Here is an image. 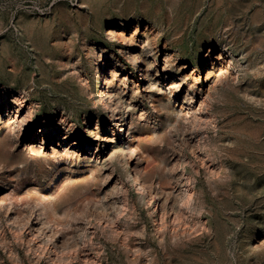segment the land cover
Returning <instances> with one entry per match:
<instances>
[{
	"label": "rangeland",
	"instance_id": "obj_1",
	"mask_svg": "<svg viewBox=\"0 0 264 264\" xmlns=\"http://www.w3.org/2000/svg\"><path fill=\"white\" fill-rule=\"evenodd\" d=\"M108 29L117 40L106 36ZM139 49L147 61L156 53L159 68L169 56L175 79L183 78L175 93L143 92L138 81L140 95L130 99L129 81L138 76L126 53ZM224 49L234 63L221 59L212 69ZM100 50L105 63L115 58L133 72L113 78L115 84L127 78L125 103L136 105L128 134L109 119L99 96L94 52ZM185 83L201 88L211 116L195 126L202 142L195 154L183 142L194 140L180 99ZM13 96L34 108L28 129L16 137L13 117L1 115L0 264L60 262L47 252L38 257L25 232L13 236L31 215L58 227L70 251L83 246L94 264H264V0H0L3 111H12ZM180 157L194 181L199 211L191 218L198 229L170 240L157 233L130 185L126 160L173 191L181 168L172 173V160ZM119 180L128 190L126 206L111 192ZM104 217L118 218V234L95 226Z\"/></svg>",
	"mask_w": 264,
	"mask_h": 264
},
{
	"label": "bare ground",
	"instance_id": "obj_2",
	"mask_svg": "<svg viewBox=\"0 0 264 264\" xmlns=\"http://www.w3.org/2000/svg\"><path fill=\"white\" fill-rule=\"evenodd\" d=\"M105 34L109 39H113V40L118 39L116 34H115V30H113V29H108ZM146 43L147 42H145L144 44H146ZM141 48H143V47H141ZM142 51H140V49H139V51L129 50L126 53L127 54L126 58L128 59L131 68L133 69L134 72L137 73V76H138V80H130L129 81L130 82L129 90L131 91L130 99H132V98H134V96L138 95V93L141 90L143 92H147V90H151V91L154 90L156 92H161V91L165 90V91L169 92L170 94L175 93L178 90V88L180 87V85L183 84V78L177 76L178 78L175 79V76L172 74V71L170 68L171 64L169 65V60H168L169 56L168 55L163 56L164 57L162 59L163 64H162V67L159 68L158 66H155V63H154L155 56L157 54L154 53L152 55L153 58L151 59V61H147L145 58V55H144L145 52L143 53ZM94 56H95V59L97 61V65L94 68V73L97 77L96 79H98L100 81L99 96L103 100L102 102H103L105 109L109 112V115L111 116V117H109V119L113 118L116 121V124L119 126V128H120L119 131L121 133H123V134L127 133L128 134V132H130L129 131L130 128L133 127L132 119L134 116L131 114L130 107L132 106L134 108V107H136V105L131 104V103H127V104L125 103V98L123 96L124 90L122 89V87H126L125 81H127V78L121 76L122 78H120V80L118 82L121 85H119L118 83L115 84L113 81V78L118 73L120 74L124 71L126 72L127 75H132L133 72L128 70V69L126 70L124 65L115 58L112 60V63H105L106 60L104 59V57L107 56V52L105 50H100V53L98 55L96 52H94ZM221 59H227L231 63H234L233 56H232L231 52L228 49H224L222 51V53H219V55L217 54L216 57L212 58L211 64H210V65H212V69L214 68L215 61H219ZM194 73H198V71L196 70V67L194 68ZM151 74H154L155 78L151 77ZM138 81H142L141 90L139 92H138V86H139ZM194 85L189 84V83H185L186 90H185L184 95L180 99L182 100V104L185 106L184 110H185L186 115H188V119L190 117V121H188V124H191V126L188 129L190 131V132L188 131L189 136L191 135L194 138V140H192L191 143L187 139H183V142L185 143L184 145L191 148V152L195 154V152L197 150L199 152V148H200L199 146L202 143V142L200 143V138L197 134L198 126H197V128H195V126L196 125L200 126L201 123H205L206 121L210 120L211 116H209V114L207 113V108H208L207 107V102H208L207 100L208 99L206 100V97L204 96V94L201 95V92H200L201 88L198 89ZM139 95H140V93H139ZM144 95H146V94L144 93L143 96ZM195 97L198 98V101L195 100ZM11 103H12V111H9L8 108H6L5 111H3L2 99L0 98V120L2 119L1 118L2 114H4V117L6 116L8 119L13 117V119H12L13 124L12 125L14 127L12 128V131L13 130L16 131L15 136H14V137H16L17 134L20 135L28 129V124L30 122V118H31V115L33 113L34 107L32 108V106L23 105V100H21L20 96H13ZM193 104H195L196 107H192ZM183 105H182V107H183ZM182 107H181V109H182ZM142 114H144V111L141 108L140 113H138V115H137L139 120L142 118ZM8 115H11V116H8ZM185 117H187V116H185ZM201 125L205 126L204 124H201ZM135 128H136V126H135ZM39 129H40V132L46 131V121L45 120L42 123H40ZM198 130H199V128H198ZM133 131H134V129H133ZM186 132H187V130H186ZM182 136H183V134H182ZM76 140L79 141L78 138H76ZM77 144L78 143H76V142L72 143L71 147H73ZM31 147L32 146H28L29 149H31ZM197 157H199V156H197ZM201 159H199L201 162L200 166L205 167L206 171L209 170L208 165ZM126 161H127L126 168H128L127 172H128V175H130L131 179H132V181H130V185L133 187L137 196L143 201L144 205L148 208L147 209L148 215L149 214L153 215V217H154L153 218V224H154V227H155L157 233L161 234V237H162V234L167 232L168 233L167 236H169L170 240H175V239L181 238L183 236L192 235L193 233H195L198 229V221L193 220L191 218V216H192L193 212H197L199 210H198L197 206L194 204V196H195L196 192H195V188H194V184H193L194 181H193V178L191 177L192 175L187 174L185 172V169H184L186 161L181 157L177 158L175 160H172L173 161L172 173L175 172L178 167L181 168L180 173H178L177 176L175 174L176 177H179L178 178V184H176V186L178 185V188L175 190L173 189V191H166L163 187L156 186L154 181H153L152 175L150 173H148L145 170L146 168L144 169V167H142L139 163L134 162L131 164L130 159L126 160ZM138 162H140V161H138ZM120 165H122V164H120ZM123 165H124V163H123ZM191 170H193V169L191 168ZM213 171H211V172H213ZM124 172L125 171H123L122 173L124 174ZM109 173H108L107 177L110 175ZM209 173H210V170H209ZM216 173H217V171H216ZM221 176H222V174H221ZM123 177H125V176H123ZM218 178H221V177H218ZM111 185H113L112 190L110 189L111 192L113 193V195L116 194L122 202L121 205L126 206L125 205V202H127L126 201L127 200L126 199V193L128 190L126 191V188L123 186V184L120 180L114 182V184H111ZM132 210H134V209H132ZM3 214H5L4 216L6 217L7 222L13 223L12 219H13L14 215H13L12 211L11 212L5 211V213H3ZM117 215H115V216H117ZM117 220H118L117 217L100 218L99 220H97V223L95 226L101 228V230L107 229L110 234L112 233V235L118 234L119 233L118 231H120L121 228L118 230V226H120V225H118ZM19 224H21L19 227V231H17V233H14L13 236L15 237V239H18L22 235V233L25 232L26 237H27L26 242L28 245H30V244L32 245L31 248L37 256L38 255L40 256L44 252H47L51 255V257H49V259L51 258L50 260H52V259L53 260H59L61 262V264H63L62 263L63 259L64 260L75 259L80 264H88V263L94 264V263H96V262H94L95 257L93 258V256L90 255V253L86 252L82 248L83 246L79 245L80 246V248H79V247H77L78 245H75L77 242L74 243L75 248H73V250H71V251L67 247H65L64 237L61 234V232H59L60 230L57 229L58 224H56L57 228H56V230H54L51 226H49L45 222L41 221L37 216H33V215L27 217L26 219L23 220L22 223L20 222ZM85 232H87V231H85ZM82 235L83 234H81V236ZM160 241H162V240H160ZM67 243L68 242L66 241V244ZM72 245H73V243H72ZM66 248H67V251L64 252L66 250ZM53 260H52V262H53ZM60 262H58V264Z\"/></svg>",
	"mask_w": 264,
	"mask_h": 264
}]
</instances>
